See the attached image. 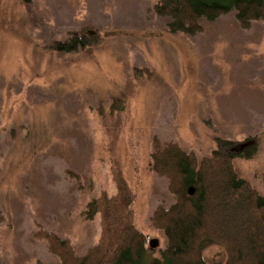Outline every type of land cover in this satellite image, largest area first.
Returning <instances> with one entry per match:
<instances>
[{"label": "rangeland", "instance_id": "1", "mask_svg": "<svg viewBox=\"0 0 264 264\" xmlns=\"http://www.w3.org/2000/svg\"><path fill=\"white\" fill-rule=\"evenodd\" d=\"M154 2L0 0V264L55 263L40 229L76 255L93 246L98 215L81 211L114 194L112 167L132 192L133 225L162 248L148 218L173 198L149 167L154 138L197 158L217 139L252 145L233 170L264 195L263 22L242 28L229 11L193 34L170 32ZM89 32L90 46L49 48ZM201 258L223 264L225 252L211 245Z\"/></svg>", "mask_w": 264, "mask_h": 264}, {"label": "trees", "instance_id": "2", "mask_svg": "<svg viewBox=\"0 0 264 264\" xmlns=\"http://www.w3.org/2000/svg\"><path fill=\"white\" fill-rule=\"evenodd\" d=\"M152 11L168 19L170 32L193 34L201 30L200 19L212 21L229 11L242 28L252 20L264 26V0H155ZM96 36V32L73 33L52 41L49 48L76 50L93 44ZM216 141L215 149L197 158L175 142L153 139L149 167L166 178L173 198L166 207L156 205L148 218L149 226L164 236L162 248H150L133 225L132 192L112 167L114 194L99 193L81 211L85 219L98 215L99 234L93 246L76 255L68 239L41 229L35 232L57 258L49 264H206L201 252L211 245L224 250L223 264H264V195L238 177L232 165L233 156L246 155L252 145L233 151L235 142ZM155 249L157 256L152 255Z\"/></svg>", "mask_w": 264, "mask_h": 264}, {"label": "water", "instance_id": "3", "mask_svg": "<svg viewBox=\"0 0 264 264\" xmlns=\"http://www.w3.org/2000/svg\"><path fill=\"white\" fill-rule=\"evenodd\" d=\"M188 192H191V190H189ZM147 245L150 247V248H153L154 246L157 245V242L155 239H148L147 240Z\"/></svg>", "mask_w": 264, "mask_h": 264}, {"label": "crops", "instance_id": "4", "mask_svg": "<svg viewBox=\"0 0 264 264\" xmlns=\"http://www.w3.org/2000/svg\"><path fill=\"white\" fill-rule=\"evenodd\" d=\"M111 192H112V190H111Z\"/></svg>", "mask_w": 264, "mask_h": 264}]
</instances>
